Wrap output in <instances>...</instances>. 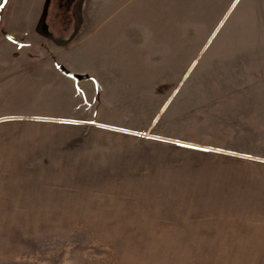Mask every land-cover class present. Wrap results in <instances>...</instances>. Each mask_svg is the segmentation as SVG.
<instances>
[{
	"label": "rangeland",
	"instance_id": "rangeland-1",
	"mask_svg": "<svg viewBox=\"0 0 264 264\" xmlns=\"http://www.w3.org/2000/svg\"><path fill=\"white\" fill-rule=\"evenodd\" d=\"M94 4L101 5L99 30L120 36L116 79L106 74L87 104L78 99L86 90L55 70L52 42L20 36L26 48L8 49L5 37L13 38L0 24V64L28 61L0 74H13L0 80V110L31 117L88 110L89 123L110 128L93 132V156L104 179L119 182L109 186L123 189L103 193L126 201L125 211L112 212L126 215L0 217V264H150L149 211L131 206L148 200L150 183L180 175L183 160L264 157V0H91L89 8ZM18 9L22 15L25 7ZM12 27L30 32L26 24ZM35 50L46 55L31 56Z\"/></svg>",
	"mask_w": 264,
	"mask_h": 264
},
{
	"label": "crops",
	"instance_id": "crops-1",
	"mask_svg": "<svg viewBox=\"0 0 264 264\" xmlns=\"http://www.w3.org/2000/svg\"><path fill=\"white\" fill-rule=\"evenodd\" d=\"M89 1H79L74 34L64 44L32 32L39 28L46 0H6L0 24L3 36L13 38L5 37L8 49L26 48L23 43L27 42L20 36L52 42L55 70L61 76L60 69L82 74L80 80L66 73L63 77L76 90L85 89V96L78 99L92 104L106 74H114L116 79L122 47L116 32L105 35L99 30L101 5L89 8ZM23 6L21 15L18 8ZM14 23L28 25L30 32L15 33ZM133 46L129 43L131 49ZM12 51L6 53L14 54ZM36 55H46V51L31 53ZM24 64L28 61L16 65L2 62L0 74L8 75L14 66L23 69ZM9 108L0 110V217L126 215L112 212L125 211L126 201L103 193L123 189L110 187L119 182L104 179L102 161L93 156L97 147L91 144L93 132L109 133L110 128L89 123L93 119L88 110L69 109L59 116L31 117L6 115L4 111ZM96 115L100 121L106 118ZM181 164L180 175L170 174L164 183H150L148 200L140 198L131 205L149 211L151 240L156 244L151 245L156 252L151 253L150 264H159L157 260H165V264H264V157L230 155L208 162L183 160ZM138 223L135 219L134 225ZM123 225L115 229H124Z\"/></svg>",
	"mask_w": 264,
	"mask_h": 264
},
{
	"label": "trees",
	"instance_id": "trees-1",
	"mask_svg": "<svg viewBox=\"0 0 264 264\" xmlns=\"http://www.w3.org/2000/svg\"><path fill=\"white\" fill-rule=\"evenodd\" d=\"M80 0H46L39 25L57 43L64 44L72 37L76 26L77 6ZM44 25L47 30H44Z\"/></svg>",
	"mask_w": 264,
	"mask_h": 264
},
{
	"label": "water",
	"instance_id": "water-1",
	"mask_svg": "<svg viewBox=\"0 0 264 264\" xmlns=\"http://www.w3.org/2000/svg\"><path fill=\"white\" fill-rule=\"evenodd\" d=\"M4 1L5 0H0V4H2L3 5V3H4ZM1 8V7H0ZM44 30H47V27L44 25ZM47 34V33H46ZM49 35V34H48ZM50 36V35H49ZM65 73L68 75V76H70V77H72L73 79H75V80H80V79H82L84 76L82 75V74H77V73H71V72H69V71H66L65 70Z\"/></svg>",
	"mask_w": 264,
	"mask_h": 264
},
{
	"label": "snow or ice",
	"instance_id": "snow-or-ice-1",
	"mask_svg": "<svg viewBox=\"0 0 264 264\" xmlns=\"http://www.w3.org/2000/svg\"><path fill=\"white\" fill-rule=\"evenodd\" d=\"M3 5L2 4H0V7H2Z\"/></svg>",
	"mask_w": 264,
	"mask_h": 264
}]
</instances>
